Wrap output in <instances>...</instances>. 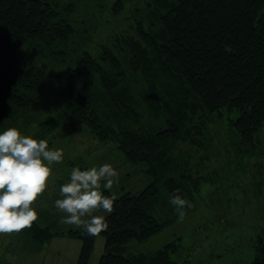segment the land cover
Segmentation results:
<instances>
[{
	"label": "trees",
	"instance_id": "16d2710c",
	"mask_svg": "<svg viewBox=\"0 0 264 264\" xmlns=\"http://www.w3.org/2000/svg\"><path fill=\"white\" fill-rule=\"evenodd\" d=\"M123 1L113 0L112 13ZM75 6L0 0V129L35 120L50 77L67 72L58 94L65 106L45 128L72 116L149 176L139 191L116 195L97 264H179L178 237L148 252L129 251V242L178 219L169 196L178 190L188 200L200 189L198 168L213 138L240 155H255L264 142V0H147L133 33L95 53L86 26L74 24ZM23 230L35 250L58 233L35 221ZM261 230L247 264H264ZM66 234L80 238L77 264H86L95 236Z\"/></svg>",
	"mask_w": 264,
	"mask_h": 264
},
{
	"label": "rangeland",
	"instance_id": "374dc122",
	"mask_svg": "<svg viewBox=\"0 0 264 264\" xmlns=\"http://www.w3.org/2000/svg\"><path fill=\"white\" fill-rule=\"evenodd\" d=\"M74 1L77 20L74 24L80 28L86 26L83 34L87 36L86 45L91 52L102 44L111 45L118 34L133 33L136 17L147 2L124 0L122 9L112 13L113 0ZM67 74L58 72L50 77L48 91L32 112L36 119L17 126L24 134L47 139L50 148L63 149V161L52 165L46 189L33 201L38 213L36 224L58 233L38 250L34 249L38 245L31 244L23 229L0 233V264H77L81 240L66 233L82 228L62 223L60 217L64 213L53 203L59 196L60 184L67 181L73 166L84 168L112 163L120 173L119 183L104 190L116 195L137 192L149 181L140 165L125 161L115 142L93 137L88 128L72 116L52 129L45 128L47 121L65 106L66 98L58 94ZM263 132L264 127L260 130L262 136ZM208 149L210 154L198 168L205 179L188 199L191 207L185 206L183 217L178 214L174 223L148 240L129 242V251H153L178 237L179 248L174 258L179 264H243L253 259L256 235L262 233L264 227V142L255 155H240L227 141L215 138ZM93 214L105 216L107 213L101 209ZM103 245L104 236L95 235L86 264H97Z\"/></svg>",
	"mask_w": 264,
	"mask_h": 264
},
{
	"label": "clouds",
	"instance_id": "9594fccd",
	"mask_svg": "<svg viewBox=\"0 0 264 264\" xmlns=\"http://www.w3.org/2000/svg\"><path fill=\"white\" fill-rule=\"evenodd\" d=\"M63 159V149L50 148L45 138L24 134L14 126L0 129V233L19 231L37 219L33 201L46 189L52 165ZM119 178L120 173L110 162L73 166L53 201L64 213L61 222L81 227L93 236L106 230L105 216L93 213L101 209L112 212L116 193L103 190L118 184ZM169 203L181 217L184 207H191L178 190L169 196Z\"/></svg>",
	"mask_w": 264,
	"mask_h": 264
},
{
	"label": "crops",
	"instance_id": "0c3cea01",
	"mask_svg": "<svg viewBox=\"0 0 264 264\" xmlns=\"http://www.w3.org/2000/svg\"><path fill=\"white\" fill-rule=\"evenodd\" d=\"M243 264H247V263H243Z\"/></svg>",
	"mask_w": 264,
	"mask_h": 264
}]
</instances>
